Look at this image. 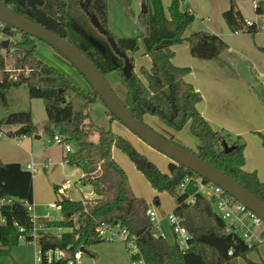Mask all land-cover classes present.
Returning <instances> with one entry per match:
<instances>
[{"label":"trees","instance_id":"trees-1","mask_svg":"<svg viewBox=\"0 0 264 264\" xmlns=\"http://www.w3.org/2000/svg\"><path fill=\"white\" fill-rule=\"evenodd\" d=\"M144 1L147 11L137 16L143 28L140 38L112 34L107 25V0H42L38 8L55 26L64 28V38L77 47L104 78L109 72H117L124 96L118 97L112 90L134 117L143 121L146 114L157 115L175 131L189 122L192 134L199 140L197 149L191 151L264 202V182L256 172L244 169V142L238 137L231 142L235 146L231 151L223 150L222 141L228 142L230 135L214 129L199 113L196 104L201 95L184 80L189 67L172 62L173 46L184 40L190 54L203 60L219 55L227 48V43L220 36L203 30L184 36V30L194 15L180 9L178 0L170 1L168 17L163 13L160 0ZM22 2L24 0H0L15 12L34 20L25 14L27 6L24 7ZM119 2L132 13L131 0ZM255 12L264 13V0H258ZM223 18L235 32H255L254 27L244 24V18L233 1L223 12ZM95 20L99 28L95 26ZM2 33L9 42L5 49L0 47V104L6 106L8 91L25 83L30 98L43 100L47 118L44 130L53 138V129H57L64 141L75 145L74 150L66 152L64 160L82 169L79 181L83 185L90 184L96 194L91 200H73L63 192L62 186H54V203L60 209L61 218L42 223L46 228L55 227L61 231L38 236L37 245L41 252L60 248L71 254L80 247L104 241L98 235L101 223L134 235L146 264H235L238 256L255 247L249 246L237 234L225 233L222 219L213 210L211 202L200 194L195 195L193 203L186 202V195L192 190L180 193L179 184L185 175L195 172L177 164L171 175H165L111 129L86 121L88 105L101 98L94 89L84 90L73 85L54 67L42 62L35 54L39 39L9 25L2 28ZM139 41L151 61L149 69L143 72L145 80L134 72L131 55L138 49ZM2 125H18L22 135L38 131L30 111L8 113L1 118L0 129ZM93 132L97 133V141L90 139ZM8 134L15 136L11 131ZM258 134L264 147V133ZM169 140L174 142L171 138ZM113 145L127 154L152 186L167 190L175 198L173 211L183 217V225L190 235L187 248L153 235L146 215L148 206L143 198L122 190L120 186H117L116 194L112 193L110 167L107 169L106 165L115 168L125 179L112 158ZM32 203L33 173L18 162L0 161V217L3 218L0 222V256L7 255L20 239H33L34 223L27 208ZM131 258L138 259L139 256ZM65 263L66 259H59L51 264ZM42 264H47L44 259Z\"/></svg>","mask_w":264,"mask_h":264},{"label":"rangeland","instance_id":"rangeland-1","mask_svg":"<svg viewBox=\"0 0 264 264\" xmlns=\"http://www.w3.org/2000/svg\"><path fill=\"white\" fill-rule=\"evenodd\" d=\"M170 1L161 3L166 17L169 16ZM231 1L240 10L243 18L251 20L259 18L252 0ZM178 2L180 9L194 15L192 22L184 30V36H188L194 31H208L221 36L227 43V48L217 57L203 60L190 54L188 43L184 40L173 46V62L181 60L183 64L177 65L189 67L184 80L193 88L194 85L185 78L187 75L194 78L202 76L213 78L216 82H220L221 87L215 86L213 101L221 125L215 129L230 135V140L226 141L228 145H231V142L238 137L244 142V169L256 172L258 178L264 182V147L258 134V132L264 133V82L262 80V75H264V30L258 29L253 33L246 31L236 33L231 30L223 18V12L229 7L230 0H178ZM143 3H145L143 0H131V13L119 0H107V25L113 35L140 38L143 28L137 16L141 13ZM35 54L42 62L63 74L73 85L84 90L91 89L79 70L47 43L37 40ZM131 55L134 61V72L145 80L143 72L149 69L151 61L150 57L144 54L141 41H139L138 49ZM7 64L9 66V63ZM105 78L116 95L123 97L124 88L119 83L117 72H109ZM20 111H30L32 122L37 126L38 132L31 135H18L14 138L7 132H14L19 126L2 125L0 161L20 162L24 164L23 166H25V162L31 163V161L36 164V171L33 172V216L42 217L47 210L53 217L61 216L59 207L54 204L56 201L55 185L66 186V194L73 200L93 198L95 194L91 185H83L79 181L81 169L63 161L62 155L66 151L64 143L54 142L49 133L44 130L47 118L43 100L30 98L25 83L12 87L8 91L7 105L0 104V120L8 113ZM86 113V121H92L98 127L111 129L159 172L171 175L173 167L177 163L168 155L143 141L121 121L112 118L102 100L96 98L91 102ZM143 122L158 134L167 139L171 138L175 143L187 149L194 151L199 145L198 138L190 130L189 122L177 132L163 123L157 115L146 114L143 116ZM53 132L54 135H60L57 129H53ZM37 135L39 138H36ZM97 138L96 132L90 135V139L93 141H97ZM68 144L72 150L75 149L73 143L68 142ZM111 153L115 164L121 168L125 175L123 180L119 171L106 165L107 169L110 167V172H108L109 180L112 182L110 188L112 193L116 194L117 186H120L122 190L143 198L147 206L154 209L161 218L173 211L175 198L167 190H158L152 186L145 174L135 167L119 146L113 145ZM155 200H157V204H155ZM49 203H53L54 207L48 208ZM162 226L166 232L167 240L173 242L174 237L165 224V220H162ZM49 231L56 233L55 229L36 226L33 239L31 241L20 239L7 255L0 256V264H37L39 246L36 243V238ZM118 232V228L115 227L112 239L86 245L84 248L87 253H81L78 264H129L130 253ZM115 253H123L122 257L124 258H117L113 261L111 255ZM236 259H238L237 264H252L253 261L248 262V259L255 260L260 264V260H264V240Z\"/></svg>","mask_w":264,"mask_h":264},{"label":"water","instance_id":"water-1","mask_svg":"<svg viewBox=\"0 0 264 264\" xmlns=\"http://www.w3.org/2000/svg\"><path fill=\"white\" fill-rule=\"evenodd\" d=\"M41 4L42 0H24L22 2L24 7H28L25 10V14L33 17L34 20H32L0 3V21L14 29L24 31L53 47L79 70L88 81L90 87L97 92L108 110L134 134L154 149L171 157L177 164L221 186L227 193L244 204L264 221V202L252 192L220 169L196 156L191 150L171 142L166 137L155 132L143 121L134 117L124 107L95 65L77 47L64 38V28L62 26H55L56 24L51 22L46 13L38 8V5ZM146 11V3H143L141 12L144 13ZM94 23L97 28L100 27L96 20ZM54 26L56 28L52 30ZM8 42V39H2L0 47L5 49L8 46ZM13 134L15 136L22 135L21 127H18ZM234 147V145H228L225 140L222 141L224 151H231ZM80 251L87 253L84 247H80Z\"/></svg>","mask_w":264,"mask_h":264},{"label":"built area","instance_id":"built-area-1","mask_svg":"<svg viewBox=\"0 0 264 264\" xmlns=\"http://www.w3.org/2000/svg\"><path fill=\"white\" fill-rule=\"evenodd\" d=\"M251 2L254 8L258 5V0H252ZM258 17L259 18L257 20L244 18L243 22L246 26L254 27L255 30H264V13H259ZM5 25V23L0 21V40L5 39L2 33V28ZM262 80L264 82V75H262ZM9 132H7V134ZM52 139L56 143H64V149L66 152L72 151L68 142L65 143L66 141L63 140V136L54 135ZM26 169L30 170L32 173L36 171L34 164H27ZM188 189H191L192 192L187 193L186 202L193 203L195 201L194 197L197 194H200L205 199L209 200L214 207L213 210L218 214L224 223L225 233L237 234L249 246H256L264 240V221L244 204L227 193L221 186L208 181L197 174H192L185 175L179 184L180 193L184 194ZM54 204L49 203L48 207H54ZM27 208L30 211V216L34 223L33 230L31 231V235L34 237V232L36 226H38V222L37 218L33 216V203L29 204ZM146 215L151 222L152 233L154 236L167 240L166 232L162 226V220H165V224L169 227V230L174 237L173 242H176L181 248L188 247V239L190 238V235L186 227L183 225L182 216L176 214L174 211H171L161 218L151 207L146 209ZM45 218L52 221L58 220L51 216L49 212L45 213ZM2 221L3 218L0 217V222ZM113 228L115 227L101 223L98 227V235L105 240H110L114 237ZM56 229L57 232L60 233L61 229ZM118 231L119 236H121L126 243L130 256H139L138 259L131 258L129 264H146L140 256L134 235H128L125 230ZM229 253H231V251ZM80 257V249H77L71 254L65 249L60 248L48 249L44 252L39 250L37 253V264H42V259H44L47 264H51L59 259H66L65 264H77Z\"/></svg>","mask_w":264,"mask_h":264},{"label":"crops","instance_id":"crops-1","mask_svg":"<svg viewBox=\"0 0 264 264\" xmlns=\"http://www.w3.org/2000/svg\"><path fill=\"white\" fill-rule=\"evenodd\" d=\"M144 1V0H143ZM161 1V3H168V1H170V0H160ZM230 2H231V0H230ZM230 5V4H229ZM240 11V10H239ZM255 31H257V30H255ZM236 33H238V32H236ZM217 35V34H216ZM219 36V35H218ZM221 37V36H220ZM222 38V37H221ZM182 50H184V49H182ZM218 56V55H217ZM216 56V57H217ZM172 62H173V58H172ZM175 62V63H174ZM173 63L175 64V65H177V64H183V62L181 61V60H176V61H174ZM178 66H180V65H178ZM186 78V80H188V81H190L193 85H194V88H195V90L197 91H199L200 92V95H201V100L196 104V109L199 111V113L210 123V125L215 129V128H217V127H219L221 124V121H220V119L218 118V112H217V110H216V108H215V104H214V101H213V97H214V95H215V86H219V87H221L222 85L220 84V82H216L215 81V79H213V78H208V77H198V78H194V77H188V75L185 77ZM217 130V129H216ZM38 132V131H37ZM177 132V131H176ZM11 136V135H10ZM11 137H14L15 138V136H11ZM36 138H39V136L38 137H36ZM65 155H66V151H65V153H63V155H62V159H63V161L65 162V163H67L64 159H65ZM18 163H20V162H18ZM26 164H25V166H23L24 164L23 163H20L21 164V166L23 167V168H25L26 169V165L27 164H34V167H35V163L34 162H32L31 161V163H29V162H25ZM68 164V163H67ZM244 164H245V158H244ZM44 166H46V165H44ZM245 167V166H244ZM80 168V167H79ZM81 169V168H80ZM82 174H83V171H82V169H81V174H80V177L82 176ZM62 186V189H63V192L65 191V194H66V189H67V187L66 186H63V185H61ZM92 187V186H91ZM93 188V187H92ZM93 192H94V190H93ZM94 194H95V192H94ZM67 195V194H66ZM96 197V194H95V196L93 197V198H95ZM93 198H90V199H86V200H91V199H93ZM85 200V199H84ZM158 202H156L155 204H157ZM48 208H50V207H48ZM51 208H53V207H51ZM46 212H49L48 210L46 211ZM45 212V213H46ZM45 213H44V216H42V217H39V218H37V222H38V227L39 228H46L44 225H43V221H46L47 219L45 218ZM50 213V212H49ZM56 219H60L61 218V216H59V217H55ZM46 229H55L56 230V234L58 233L57 232V229L55 228V227H50V228H46ZM49 233H53V232H50L49 231ZM53 234H55V233H53ZM82 253V252H81ZM122 254L123 253H115V254H112L111 255V257H112V259H113V261L114 260H116L117 258L118 259H123L124 257H122ZM80 259H81V257H80ZM79 259V260H80ZM237 261H238V259H236V263L235 264H237ZM253 261V262H252ZM261 261V263L260 264H264V260H260ZM125 262V261H124ZM248 262H252V264H259V263H257L255 260H251V259H248ZM78 263H79V261H78ZM77 263V264H78ZM98 264V263H97Z\"/></svg>","mask_w":264,"mask_h":264},{"label":"flooded vegetation","instance_id":"flooded-vegetation-1","mask_svg":"<svg viewBox=\"0 0 264 264\" xmlns=\"http://www.w3.org/2000/svg\"><path fill=\"white\" fill-rule=\"evenodd\" d=\"M26 8H28V7H26ZM26 10V9H25Z\"/></svg>","mask_w":264,"mask_h":264}]
</instances>
